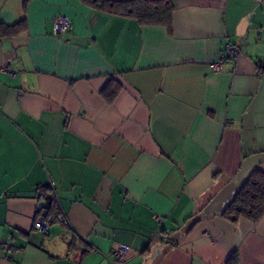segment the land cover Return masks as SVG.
<instances>
[{
    "label": "crops",
    "instance_id": "obj_1",
    "mask_svg": "<svg viewBox=\"0 0 264 264\" xmlns=\"http://www.w3.org/2000/svg\"><path fill=\"white\" fill-rule=\"evenodd\" d=\"M169 1L0 0V264H264V216H222L264 171V0Z\"/></svg>",
    "mask_w": 264,
    "mask_h": 264
},
{
    "label": "trees",
    "instance_id": "obj_2",
    "mask_svg": "<svg viewBox=\"0 0 264 264\" xmlns=\"http://www.w3.org/2000/svg\"><path fill=\"white\" fill-rule=\"evenodd\" d=\"M94 8L138 19L142 23L169 24L173 4L169 0H80ZM9 27L0 34L9 33ZM47 216L52 219L57 208L53 201L47 206ZM222 216L232 222L246 218L257 222L264 216V171L255 169L238 189L235 197L222 212ZM233 258H236L234 256Z\"/></svg>",
    "mask_w": 264,
    "mask_h": 264
},
{
    "label": "built area",
    "instance_id": "obj_3",
    "mask_svg": "<svg viewBox=\"0 0 264 264\" xmlns=\"http://www.w3.org/2000/svg\"><path fill=\"white\" fill-rule=\"evenodd\" d=\"M70 27V21L67 17L64 16H56L54 18V28L56 34H60L65 32ZM240 53V48L237 44L234 43H226L224 46V52L217 61L212 64L213 71H219L222 68V64L224 61H232L234 62ZM261 70H264V60L260 63ZM60 220L64 223H67L65 218L60 217ZM50 223V218L47 216V209L45 207L39 208L36 219L34 221V227L41 231L42 233H46L48 229V225ZM0 249L9 255H15L19 252V248L13 246L7 239L0 240ZM125 260V248L123 246H116L113 248L112 253V264H123Z\"/></svg>",
    "mask_w": 264,
    "mask_h": 264
}]
</instances>
